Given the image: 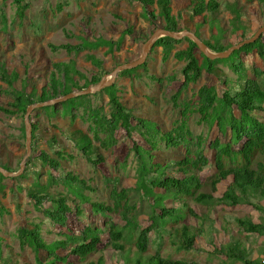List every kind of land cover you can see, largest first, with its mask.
I'll return each instance as SVG.
<instances>
[{"label": "rangeland", "instance_id": "1", "mask_svg": "<svg viewBox=\"0 0 264 264\" xmlns=\"http://www.w3.org/2000/svg\"><path fill=\"white\" fill-rule=\"evenodd\" d=\"M28 1L29 8L25 12V18L19 20L15 15V6L11 1L8 0L3 3L0 0V63L5 64V67L9 70L8 73L12 70L19 74V80L13 84V89L23 86L21 78L28 80L29 88L31 85L38 86V88L43 86L49 80V74L53 71V64L57 62H74V66L87 78L99 71L97 63H100L101 69L110 73L115 66L133 61L139 57L140 46L146 40L145 37L149 35L152 28L144 16L142 7L134 0ZM194 1L196 0H171V12L173 15L181 13L180 25L188 28L204 43L209 42L213 46L222 45L228 49L238 43L241 36L250 37L258 28L264 26V12L255 0H227L230 3L237 2L241 12L239 13L235 8L236 6H234L232 7L234 15L229 11H223L219 14L218 19L209 18L207 22H202L201 17L191 19L189 12ZM58 6H61L60 10ZM155 12L157 13L156 10ZM157 16L156 27L163 22L162 18H159V15ZM214 22L216 28L210 26ZM128 27L132 29V34L125 32ZM121 34H123L122 41L118 48L114 44L111 51L109 47L102 44V42L108 41L116 43ZM262 34L261 42L263 46L264 33ZM64 43L82 44L84 49L79 53H67L65 50L52 51L49 47V44L59 45ZM186 46L187 41L181 40L165 62L162 61L161 48H156L153 51L150 49L146 58L147 65L144 68L138 66L133 70H124L125 73L129 74L125 76L117 74L115 78L114 83L118 89L119 98L126 108L130 109L134 116L152 121L158 127L159 133L154 135L157 146L152 151L144 137L136 131L132 132L130 137H127L126 132L119 129L115 132V145L107 150L101 149L104 160L93 167L63 136L60 127L64 130L72 127L82 130L92 138L88 121L85 120L87 114L84 110L88 108L89 104L90 107L100 105L103 111L108 110V97L106 94L100 96V91L69 99L70 101L64 105L56 103L34 109L31 112L30 119L33 118V121L38 122L39 130L35 141V154L30 153L33 158L30 174L17 180H11L8 177H4L2 181L0 180L1 184L5 186L4 195L0 194V207L6 209L0 214V264L6 253V245L11 246L12 253L16 255L19 264H35L32 250L28 246L23 248L20 246L17 230L21 227L32 228L34 224H41L42 237L46 243H50L62 238L58 234L59 231H68L76 235L88 224H102L104 220L92 212L90 203L93 201L111 203L109 192L113 188V184L111 181L107 182L104 177L115 170L120 176L116 185L117 189L123 186L131 189V195L129 196L139 200L137 208H140L144 214H138V223L143 226L150 223L149 214L152 209L151 206H155L154 198L138 197V194L134 191L133 187L138 175L137 162L134 151H129V149L134 145H139L142 150L152 152L153 162L161 164V168L165 164L173 165L175 160L181 159L185 155L186 148L183 145L178 148H166L164 142L158 139L160 133L170 130L175 125V121L180 117L179 111L182 110L185 103H191L192 107L196 104L197 90L202 85H214L220 95L224 88L220 81L224 77H226L229 82L228 86H230L236 85L244 76L242 72L237 76L231 70V66L238 61L237 55L234 53L227 58L216 60L213 63L215 68L212 75L208 76L203 72L196 83L190 84L176 98V101H173L172 97L182 80L179 72L183 66V62L177 61L173 57V53ZM197 56L200 60L202 59L199 54ZM240 59L251 67L264 70V59L256 51L248 55H241ZM245 73V77H253L251 70H247ZM74 77L79 83H83L82 79L77 76ZM156 79H160V81ZM10 91L12 89H9L6 82L1 79L0 72V106H6L7 103L13 101L14 96L9 94ZM234 112V114L239 115L238 112ZM71 113L75 116L72 122L70 119ZM198 119V114H190L187 126L194 138L200 136L205 139L203 148H208L209 142L216 137L221 142L226 141L219 134L215 122H198ZM21 123L22 117L20 115H6L0 111V164L7 165L12 170L25 155V139L21 136ZM51 123L57 124L58 127H52ZM103 136V134H100V137ZM52 138H55L56 141L55 148L63 149L66 152L64 159L59 161L61 173L53 171L47 166L41 167L37 161V155L40 151H45L49 156L56 158L47 143ZM93 141L96 144L99 143L96 140ZM194 148L195 146L192 147L191 145V149ZM204 152L209 161L213 160L212 150L208 148ZM126 153H128V156L124 160ZM68 154L72 155L73 159L67 158ZM37 167L40 171L38 179L33 174ZM252 167H255L254 163ZM172 171L182 176L179 168L177 170L175 167H171L168 170V172ZM67 172L85 179L90 188L82 189V193L78 197L75 193H68V186L64 184V180H61L58 184L50 186L51 191L68 194L79 205L82 197L85 196L89 200L84 204L81 203L82 213H77L76 209H73L70 205L72 208L68 214L67 229H62L61 227L50 226L42 213L33 208L29 198L26 197L25 188L31 187L30 189H33L38 182L42 185H48L47 181L51 179V174L56 177L57 174L63 175ZM211 173L212 170L207 167L198 175L201 181L207 182ZM224 187V184H221L219 192L214 195L211 201L206 203H196L190 197L175 200L171 193L156 189L155 193L159 200V206L157 207H160V195H163L162 206L174 208L181 215L175 223L168 222L166 229H177L178 232L180 226L186 224L192 233H196V243L194 249L184 251L177 248V243L173 244L171 242L170 237L174 240V236H162L160 245L158 237L154 236V238H157L154 240L155 244H151L147 253L145 252L143 255L155 254L156 249L154 246H160L159 253L162 257L196 261L200 264H219L224 260V257L212 254V244H227L230 237L242 241L247 238L250 242L249 249H252L255 255L259 254L260 247L264 249V236H256L255 238L252 235H246L243 231L237 229L232 220L237 217H249L256 222H260L262 214L245 204L231 207L228 204L217 203L218 194ZM202 190L207 191V186ZM261 204L264 207V200L261 201ZM44 206H49V202L46 201ZM155 210L160 213L159 208ZM116 221L118 222V217H116ZM212 230L216 235L214 233L210 234L213 232ZM232 232H234V235ZM176 235L179 236L178 233ZM106 237V234L101 237L102 242L98 245L99 250L90 259L96 260L98 256L102 255L104 264H115V251L104 247ZM58 253H60L59 250ZM42 255L41 253L40 256L42 257ZM135 255L136 248L129 246V244L126 245V251L122 255L119 264H132ZM67 261H71L73 264H83L77 263L73 257H69Z\"/></svg>", "mask_w": 264, "mask_h": 264}, {"label": "trees", "instance_id": "2", "mask_svg": "<svg viewBox=\"0 0 264 264\" xmlns=\"http://www.w3.org/2000/svg\"><path fill=\"white\" fill-rule=\"evenodd\" d=\"M1 1L4 3L8 0ZM10 1L15 6V15L17 18L23 20L25 18V12L29 8V1ZM134 1L140 4L145 18L152 27L149 35L156 29L157 15L163 21L160 23V26L168 31L177 33L184 29L188 30V28L180 25L182 14H172L170 6L171 0ZM255 1L262 7V11L264 12V0ZM234 6H236V10L240 13L241 11L237 6V2L230 3L227 0H196L190 8L189 14L191 19L201 17L202 22H207L209 18L213 20L218 19L219 14L223 11H229L234 15V9H232ZM60 8L61 6H58L59 10ZM210 26L216 28L215 22L210 24ZM125 32L132 34V29L128 27ZM149 35L145 38L147 39ZM122 36L123 34L120 35L116 43L114 41H108L105 43L102 42V44L109 47V50L112 49L114 44L118 48L122 41ZM262 37L263 34L254 42L245 44L230 54L236 53L237 55L238 61L231 66V70L237 76L240 72L244 74L243 78H241L243 80L240 79L239 81L241 83L237 82L236 85L228 86L229 82L224 77L220 81V84L224 86L220 95L214 85H202L197 90L196 104L192 107L191 103H185L182 110L179 111L180 117L175 121V125L170 130L160 133L158 139L164 142L166 148H178L181 145L186 148L185 155L181 159L175 160L173 165L165 164L161 168V164L153 162V154L151 151L157 146L154 135L159 133V129L152 121L136 117L130 109L126 108L119 98L115 83L99 92L100 96L106 94L108 97L107 111H103L100 105L90 107V104L84 110L85 114H87L85 120L88 121L92 138L78 128L71 127V129L64 130L60 127L63 136L72 143L73 147L93 167H96L104 160L101 149L107 150L115 145L116 140L114 136L117 130L123 129L127 137H130L134 131L144 137L151 151H144L139 145H134L129 149V151H134L138 173L135 186H132H134V191L138 194V197L141 196L147 199L154 198L155 206H151L152 209L149 214L150 223L144 226L139 224L137 216L142 213L144 214L140 208H137L139 200H135L136 198L129 196L131 195V189L124 186L117 189L116 185L119 182L120 176L115 170L110 175L104 177L107 182L111 181L113 184V188L109 192L111 203L107 204L98 201L90 203L92 212L104 220L102 224H88L76 235L68 231H59L58 234L62 238L50 243H46L42 237L41 224H34L32 228L21 227L17 230V238L20 246L22 248L28 246L32 250L35 264H73V262L67 261L69 257H73L77 263L104 264L102 255L98 256L96 260L90 259L98 252V245L102 242L101 237L104 234L107 236L104 247L111 248L115 251V264H119L122 260V255L126 251V245L128 244L136 248V255L131 262L132 264H200L196 261L162 257L159 253L160 246H154L156 249L155 254L143 255L145 252L147 253L151 244H155L154 240L157 238H154V236L158 237L159 245L162 236H174V240L170 237L171 242L173 244L177 243V248L184 251L194 249V244L196 243V233H192L186 224H182L178 232L177 229H166L168 222L175 223L181 215L174 208H165L162 206L161 201L163 195H160V207H157L159 206V200L155 193L156 189L171 193L175 200L190 197L196 203H206L212 200L214 195L219 192V186L224 184V189L218 194L217 203L228 204L231 207L245 204L261 213L260 222H256L249 217H237L232 222L238 230L243 231L246 235H252L255 238L256 236H264V207L261 204V201L264 200V70L251 67L240 59L241 55H248L254 51L264 59V45L262 46L261 42ZM246 38L249 37L241 36L240 41ZM183 39L187 41V46L173 53V57L177 61L183 62V66L179 72L182 80L179 88L172 97L173 101H176V98L190 84L196 83L201 78L203 72L208 76L212 75L213 69L215 68L213 63L221 59L207 58L197 49L193 41L188 38ZM183 39L175 40L166 36L160 37L153 43L151 51L156 48H161L162 61L165 62L170 57L175 46ZM205 43L204 45L208 50L214 53L227 49L222 45L213 46L209 42ZM49 47L52 51L65 50L67 53H79L84 49L82 44L72 45L69 43L59 45L49 44ZM198 54L202 56V62L198 58ZM146 62L147 60L141 65L143 68L147 65ZM97 64L99 71L87 78L74 66V62H57L53 64V71L49 74V80L43 86L38 88V86L31 85L29 88L28 80L21 78L23 86L13 89V84L19 80V74L12 70L8 73L9 70L5 67V64L0 63L1 79L6 82L9 89H12L9 94H13L14 96L12 102L7 103L6 106H0V111L6 115L17 114L22 117L21 136L25 139L23 116L27 106L61 97L72 91L82 90L91 84H96L103 75L108 74L100 68V63ZM247 70H251L252 78L245 77ZM128 74L125 71L118 73L119 76ZM74 76L82 79L83 83H79ZM156 80L160 81V79ZM68 101L70 100L59 104L64 105ZM234 111L238 112L239 115L234 114ZM190 114H198V122H215L219 129V134L226 139L225 142H221L216 137L209 142L208 148L213 151V160L211 161L208 160L204 152V150L208 149L203 148L205 139L200 136L194 138L187 126V120ZM70 117L72 122L75 116L71 113ZM31 119V152L33 155L35 154V141L37 139L39 125L37 121H33V118ZM51 126L58 127L57 124L53 123H51ZM100 134L104 136L100 137ZM93 140L99 143L96 144ZM55 142V138L47 141L49 149L56 158L49 156L45 151H40L37 155V161L41 167L47 166L49 169L61 173L59 161L64 159L66 152L63 149H56ZM191 145L192 147L194 145L195 148L191 149ZM32 155L25 161L24 169L18 177L8 178L17 180L25 178L30 174V167L33 166ZM127 156L128 153H126L124 160ZM67 158L73 159V156L68 154ZM253 163L255 167H252ZM0 165L6 171L16 172L19 169V163H17L14 170L7 167V165ZM171 167H175L177 170L179 168L182 176L177 175L173 171L168 172ZM207 167L212 170V173L208 177V181L203 182L200 180L198 173ZM31 172L33 173V171ZM33 174L38 179L40 175L38 167ZM3 179L4 177L0 173V180L2 181ZM61 180H64V184L68 186V193H75L78 197L82 193V189L90 188L85 179L67 172L63 173V175L57 174L56 177L51 174V179L47 181L48 185H42L38 182L33 189L26 187L25 191L26 197L29 198L33 208L42 213L50 226L67 229V219L71 208L76 209L77 213H82L80 206L89 199L85 198V196L82 197L81 200L79 199V205L68 194L51 191L50 186L52 184H58ZM1 181L0 194L4 195L3 191L5 186L1 184ZM205 186H207V191L202 190ZM46 201L49 202V206L47 207L44 206ZM158 208L160 209V213H157L155 210ZM4 211L6 209L0 207V214ZM116 217H118V222L116 221ZM227 229L231 231L230 228L227 227ZM214 231L210 234L214 233L216 235ZM177 233L179 234L178 237L176 235ZM232 234L234 235V232ZM212 246V254L224 257V260L219 264H261V259L264 256L263 247H260L259 254L257 255L254 254L252 249H249L250 242L247 238L242 241L241 239L235 240L230 237L227 244L213 243ZM5 250L6 253L2 257L1 264H19L16 255L12 253L11 246L6 245ZM58 250L61 254L58 253ZM41 253L43 254L42 257L40 256Z\"/></svg>", "mask_w": 264, "mask_h": 264}, {"label": "water", "instance_id": "3", "mask_svg": "<svg viewBox=\"0 0 264 264\" xmlns=\"http://www.w3.org/2000/svg\"><path fill=\"white\" fill-rule=\"evenodd\" d=\"M262 33H264V26L257 29V31L249 38H246L232 46H230L228 49L222 52L214 53L208 50V48L204 45V43L191 31L188 30H182L180 32H171L168 31L160 26H157L155 31L142 43L141 49H140V55L137 59L124 63L119 64L115 66L110 73L105 74L102 76V78L96 83L91 84L85 89L78 90V91H72L66 95H63L61 97L53 98L48 101L35 103L32 105L27 106L25 110V114L23 117L24 122V128H25V155L22 158L21 162L19 163V169L16 172L6 171L1 165H0V173L3 175V177H14L19 176L25 165V161L28 159L31 153V122H30V114L34 109L41 108L48 105H53L56 103H61L66 100L81 96V95H88V94H94L96 92L101 91L102 89L111 86L115 82V78L117 74L124 70H129L136 68L138 66L143 65L145 63L147 55L149 50L151 49L153 43L160 37L166 36L175 40H180L183 38H188L191 41H193L197 47V49L205 55L209 59H217V58H226L228 57L233 51L240 49L243 45L249 44L254 42Z\"/></svg>", "mask_w": 264, "mask_h": 264}, {"label": "built area", "instance_id": "4", "mask_svg": "<svg viewBox=\"0 0 264 264\" xmlns=\"http://www.w3.org/2000/svg\"><path fill=\"white\" fill-rule=\"evenodd\" d=\"M261 264H264V256L261 259Z\"/></svg>", "mask_w": 264, "mask_h": 264}, {"label": "crops", "instance_id": "5", "mask_svg": "<svg viewBox=\"0 0 264 264\" xmlns=\"http://www.w3.org/2000/svg\"><path fill=\"white\" fill-rule=\"evenodd\" d=\"M262 256H263V255H262ZM262 256H261V257H262Z\"/></svg>", "mask_w": 264, "mask_h": 264}]
</instances>
